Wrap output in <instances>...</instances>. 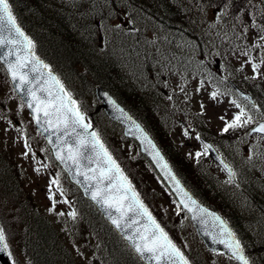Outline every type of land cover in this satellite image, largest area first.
Returning a JSON list of instances; mask_svg holds the SVG:
<instances>
[{"label": "trees", "instance_id": "1", "mask_svg": "<svg viewBox=\"0 0 264 264\" xmlns=\"http://www.w3.org/2000/svg\"><path fill=\"white\" fill-rule=\"evenodd\" d=\"M51 1V4L47 0H9V3L19 23L33 39L36 51L53 67L59 65L70 69V77L61 70L57 71L95 124L101 138L109 145L110 125H119L106 117L100 102L95 98L94 90L97 85L108 89L146 126L175 171L200 200L228 217L237 230L240 225L242 230L260 228L259 238L264 239L261 227L264 224V174L261 167L251 160L244 165L242 175L238 174L240 191L243 192L242 200L250 202L246 207V214L245 210L236 209V199L227 198L223 193L224 189H220L211 177L199 166L195 167L176 148L173 139L166 132V125L177 120L179 111L168 107L166 101L162 100L161 89L167 83L164 79L166 76H171V80L181 78L183 84L190 85L197 80L194 78L198 75V79H203L200 73L202 71L214 88L228 94L231 92L229 79L233 78L255 97L256 107L246 103V107L254 111L253 123L264 117V88L260 84L254 85L247 77L235 74L232 76L226 59L227 52L237 57L244 52L250 57H264V40L260 39L262 33L251 22L255 16L256 23L264 25L261 9L252 0H129L131 3L126 4L127 6H141L143 11L156 17L159 28L163 30L151 34L149 28L141 23H135L133 31L125 30L120 23L119 29L105 31L106 20L112 18L109 8L119 5L122 0ZM124 2L127 3L128 0ZM245 28L248 29L247 32L244 31ZM181 39L188 41L185 49L176 45ZM156 42L163 49L157 51ZM257 43L262 47L257 48ZM167 52H170L168 58ZM200 55H204L203 60ZM216 56L222 60L221 73L212 61V57ZM195 118L196 120L190 118L191 124L220 149L215 130L201 114L195 113ZM244 129L247 133L248 126ZM236 138L237 134L234 137L224 135L220 139L232 142L237 141ZM225 155L230 159L233 153ZM115 156L119 158L117 153ZM255 156L257 157L255 153H251L250 157ZM140 157L152 169L149 161L141 155ZM119 160L149 208H155L153 202L154 199L158 202V198L148 197L134 167L129 161L124 163ZM239 160L240 166L243 159ZM12 164L4 160L0 151V201L9 196H4L1 188L7 194H14V189L20 186L16 190V196L25 198L22 206L17 209L20 216L15 222L20 229L16 236L23 252L32 264H77L60 232L29 202V195L21 187L19 175ZM76 205L80 209L79 220L90 233L88 240L91 241V253L99 264H143L97 209L82 197L80 191L77 192ZM155 212L156 214L153 213L173 236L176 244L186 245L183 252L192 264H203L204 261L197 263V258L199 262L204 260L202 253H205V249L189 217L184 215L179 225L174 220L168 224L165 222L168 213L162 216ZM1 220L4 222L2 218ZM6 232L8 233L7 230ZM251 247L260 252L250 253L257 260L254 264H264V241L259 244L252 242Z\"/></svg>", "mask_w": 264, "mask_h": 264}, {"label": "snow or ice", "instance_id": "2", "mask_svg": "<svg viewBox=\"0 0 264 264\" xmlns=\"http://www.w3.org/2000/svg\"><path fill=\"white\" fill-rule=\"evenodd\" d=\"M261 3H264V0H261ZM226 7L227 4H225ZM261 15L264 16V10H261ZM251 22L253 27H259L262 33L260 39L264 40V25H258L255 16L252 17ZM244 31L247 32L248 29L245 28ZM5 32H7V36ZM8 45L11 47L6 53L5 63H7L12 81L19 91L30 97L27 107L32 110L35 122L40 125L43 118L44 131L47 132L51 129L53 135H56L58 143L53 145L55 158L64 164L77 183H83L85 193L90 196L92 201L105 209L112 225L124 234V238L142 259L149 261L150 264L151 262L162 264V261H169L170 264H191V261L171 240L147 206L140 200L139 194L135 192L131 182L124 175L123 170L113 159L111 153L108 152L99 135L96 132L88 133L87 130L91 125L85 123V116L80 111L79 105L72 98L71 93L64 88L59 78L52 73L49 65L35 56L32 51L35 45L17 23L9 0H0V48ZM21 46L26 53L25 55L16 51ZM256 47L260 48L262 45L257 43ZM242 55L247 56L248 53L244 52ZM12 56H15V61L7 59V57ZM261 63H264V57L261 58ZM251 66L254 72L260 68V64L253 63ZM32 73L36 75L32 76ZM201 85H203V81H201ZM217 96V91L211 93V99L215 100ZM232 103L235 104V101ZM253 106L255 107V105ZM236 107L240 108V105L236 104ZM120 111L123 110L120 109ZM220 119L225 120L223 116ZM250 123H253L252 117L241 109L231 120L225 121L222 132L227 133ZM135 128L140 133L143 142L152 149L153 159L157 165L164 171L165 176L173 182L181 197L180 204L193 213L194 219L198 218L197 213L200 214L201 219L205 216L213 217L220 228L218 234L220 238L217 239L213 236L214 242L221 243L228 248L232 257L240 261L241 264H250L244 255L241 242L236 238L235 233L229 229L227 223L197 204L180 184L147 133L139 125H135ZM78 129H82L83 132L77 131ZM252 131L264 133V123H260ZM185 135H187V131H185ZM196 138L200 139L199 136ZM49 142H52L51 137H49ZM210 147L211 145H204L205 153ZM24 148L31 151L27 140L24 142ZM89 150L94 153V156L85 155ZM203 154L197 152L196 158L199 159ZM24 155L27 156L28 152L26 151ZM85 160L88 161V164L95 163L96 167H88L84 163ZM224 167L230 177L235 175L227 164ZM35 171L39 172L40 169L36 168ZM78 177H83V181L79 180ZM51 186H55L61 196L64 195V190L58 178L50 181L48 198L55 205L56 193L52 191ZM64 202L67 203L66 200ZM70 215L73 219L76 217L75 212H71ZM129 229H132L130 233L128 232ZM0 253L6 254L10 259L12 257L8 234L3 224H0ZM11 264H17V261L12 259Z\"/></svg>", "mask_w": 264, "mask_h": 264}, {"label": "rangeland", "instance_id": "3", "mask_svg": "<svg viewBox=\"0 0 264 264\" xmlns=\"http://www.w3.org/2000/svg\"><path fill=\"white\" fill-rule=\"evenodd\" d=\"M48 3L51 4V0H47ZM109 1V0H107ZM116 2L120 0H114ZM255 3H261V0H253ZM131 3L129 0L127 2ZM261 10L264 9V6H259ZM110 15L112 18H108L105 22L104 28L107 30H114L115 28L119 29L118 26L121 19L131 18L134 15V22L136 24H140L142 22L141 11L138 8H128L122 9L119 5L115 7L109 8ZM145 16V21L150 25V29L155 28V17L153 16ZM126 21V20H125ZM108 25V26H106ZM122 25V24H121ZM192 38L195 41L194 35ZM205 41V39H204ZM195 43V42H193ZM185 46H182L181 49H185ZM189 50V49H187ZM198 54V53H197ZM200 58L203 60L204 55H200ZM262 57H250V56H242L236 57L231 53H226V59L228 60V71L232 72V75H241L247 77L252 80V83L257 85L258 83H262L264 85V63H261ZM217 58L212 57V61H216ZM260 64V68L257 71H253L252 64ZM58 70H61L62 73L70 77L69 70L65 66L56 65ZM199 68V62H197L196 69ZM201 77L207 79V75L205 72H200ZM197 74L198 71H197ZM199 75L194 78L198 79ZM179 83V84H178ZM167 88L170 90L169 96L171 97H179L176 99V103L180 104V98L187 102V107L181 106L179 108L178 114L180 120L178 119L172 120L171 124L167 123L166 129L167 133L173 139L174 144L177 149L183 152L193 163L195 167H200L205 174L209 177H213L215 175L218 178H222L223 173L219 169V167L211 160L208 153H205V148L202 146L200 141L196 138L198 135L194 132L189 126L184 125L180 121H189L190 118H195V113L198 111L203 112L206 118V122L210 123L214 127L218 129L217 135L219 137H224L222 132V128L225 126V121L231 120L236 114L240 112L242 109L237 108L236 104H233L232 97L228 95H218L215 100L211 99L212 88L208 81H204L203 85L201 82H197L192 86H187L185 89L183 85L177 79H173L172 82L169 83ZM23 103L17 98L15 93H12L8 83L6 84L2 77H0V151L3 154L4 160L7 163H13L14 169L15 164L21 174L22 179L20 178L19 182L21 187L24 189L26 193L32 192L35 195V200L37 204L41 207V209L46 212L53 221L62 222V218L71 219L70 213L72 212V207H70V198L67 194V190L65 188L66 182L64 181V177L62 172L51 162L40 156V153H47V148L45 147V142L42 137L39 135L37 129L35 128L32 118L29 115L27 109H25L24 105L21 107ZM203 105V107H201ZM223 116L225 120H221L220 117ZM185 118V119H184ZM188 125V124H187ZM185 131H187V135H185ZM109 137L111 138L110 143L112 142V147L126 161H129V164L134 167L136 170V175L139 180L144 184L146 195L148 197L156 196L158 198V202L154 199L155 207L162 213L163 215H168L175 219L180 215V208L171 198L169 193L166 191L164 187L160 185L158 179H156L155 175L151 171V169L146 166L147 164L144 162L139 155V148L131 143L127 139H122L120 135V131L117 127L111 126L109 129ZM222 134V135H221ZM236 134V133H235ZM112 135V137H111ZM239 135H243L242 132ZM238 136V135H237ZM220 139V138H219ZM27 140V143L30 146L31 151L24 148V142ZM237 140V138L235 139ZM241 143H237V141L227 142L225 140L220 139V144L225 145L226 148L222 149L226 151H230L228 148L237 150V151H247L248 149H254L256 151L264 150V141L260 139H254L252 141L241 140ZM28 152V155L25 156L24 153ZM204 153L196 158V153ZM34 154V155H33ZM232 159L234 161H238L239 154H233ZM249 163V161H246ZM144 164V165H143ZM240 167L243 169L244 166L240 164ZM39 168L40 171L36 172L35 169ZM58 178L60 184L64 190V195L61 196L59 191L52 187V191L56 193V203L53 205L52 201L48 198V188L50 186V181L52 179ZM14 189V194H7L6 190L1 188L4 196L9 195L5 200L0 202V214L5 213L8 216V235L13 237L15 242L14 253L12 254V259L17 261V264H29L27 262V256L22 250L21 244L16 236V233L20 232L16 222L17 217V209L19 206H22V202L25 199L22 196H16V190ZM235 193L239 196V199L235 202L236 209L240 208L245 210L244 212L248 214V209L246 208L249 205V200H242L243 194L238 191V189H234ZM152 194V196H151ZM1 195V194H0ZM14 197V198H13ZM67 201L65 203L64 201ZM246 208V209H245ZM252 208H250L251 210ZM244 213V214H245ZM253 231L249 232L253 238H259L258 233H260L257 227L253 228ZM255 249V248H254ZM77 250L81 251L82 248H77ZM86 254V253H83ZM223 256L219 255H206V258L210 261L209 264H216V261L220 260L223 264H226V261L222 258ZM261 261V260H260ZM218 263V262H217ZM257 264H261L257 263Z\"/></svg>", "mask_w": 264, "mask_h": 264}, {"label": "water", "instance_id": "4", "mask_svg": "<svg viewBox=\"0 0 264 264\" xmlns=\"http://www.w3.org/2000/svg\"><path fill=\"white\" fill-rule=\"evenodd\" d=\"M5 35L7 36V32H5ZM27 35V34H25ZM14 38V37H13ZM11 45H8L6 47H3V48H0V60L2 61V63L5 65L7 71H8V67H7V63H5V59H6V53L8 51V48H10ZM16 51H19L21 55H25L26 53L23 51V48L22 46L21 47H18L16 49ZM33 51V50H32ZM35 56H37L35 54ZM38 57V56H37ZM7 59L11 60V61H15V56H12V57H7ZM43 63L46 64V62L39 58ZM45 72L47 70H44ZM9 73V76H10V79L12 80L11 78V74L10 72L8 71ZM56 77H58L54 72H52ZM32 76H35L36 74L35 73H32L31 74ZM13 83V81H12ZM233 84V87L235 88V90L238 92L239 95H241L243 98L245 99H248L250 100L251 102H254L253 100V97L249 94V93H246L245 91H243L242 89H240L236 84L232 83ZM13 86L15 88V90L17 91V93L23 98V100L25 101L26 105H27V102L30 100V97H28L24 92H21L17 89L16 87V84L13 83ZM96 94L97 96L103 101V107L105 108L107 114L112 118V119H115L117 121H120L124 128H125V134L129 137H132V138H135L139 145H140V148H141V151L149 157V159L153 162V164L155 165L156 169L158 170V172L161 174V176L163 177V179L165 180V182L168 184V186L170 187V189L173 191V193L175 194L176 198L178 199V201L180 202V194L176 191V188L173 184L172 181H170L164 174V171L161 170V168L157 165V162L153 159V155H152V149L145 143L143 142L142 138H141V135L140 133L136 130L135 128V125H139L145 133H147L148 137L151 139L152 143L155 144L156 148L159 150L160 154L163 156L164 158V161L167 162V164L169 165V167L171 168L172 172L175 174L176 178L180 181V184L183 186V188L185 189V191H187L191 197L197 202L198 205H200L201 207L203 208H206L208 209V211L210 213H214L215 215L219 216L222 220H224L229 229L232 231L230 225L228 224V222L215 210L207 207L205 204H203L202 202H200L198 199H196L193 194L188 190V188L183 184V182L179 179V177L176 175V173L174 172V170L172 169V167L170 166L167 158L165 157V155L163 154L162 150L159 148L158 144L156 143V141L151 137V135L149 134V132L142 126V124L134 117L132 116L108 91H106L102 86H99L96 88ZM30 109V108H29ZM120 109H122L123 111L121 112ZM31 113H32V110L30 109ZM33 115V119H34V114L32 113ZM34 122H35V119H34ZM85 123H88L86 121V118H85ZM260 123H264V121L260 122ZM259 123V124H260ZM35 124L38 126V128L42 131V133L46 136L48 142H49V137H51V143L49 142V144L51 145L52 149H53V152H54V155H55V148L53 147L54 144L58 143L57 141V138H56V135H53V132L52 130L50 129L49 131L45 132L44 131V127L45 125L43 124V118H42V121H41V124L38 125L36 122ZM257 124L254 128L258 127ZM252 128V129H254ZM251 129V133H258V132H254L252 131ZM77 131H80V132H83L82 129H78ZM88 133H91V132H96L95 129L91 126L88 130ZM259 134H262L264 135V133H259ZM203 143L204 145H211V147L208 149L209 150V153L211 155V157L213 158V160L215 162H217L221 168L223 169V171L228 175V171L225 169L224 165L227 164L229 168L230 165L224 160V158L217 152V150L215 149V147L207 140H203ZM86 156H94V153L91 152L90 150L87 151L85 153ZM59 161V160H58ZM221 161H223V163H221ZM60 162V161H59ZM61 163V162H60ZM84 163L88 166V167H92V168H95L96 167V164L95 163H91V164H88V161L85 160ZM62 164V163H61ZM63 167L65 168L64 164H62ZM66 169V168H65ZM232 169V168H231ZM67 170V169H66ZM68 171V170H67ZM233 171V170H232ZM68 173L70 174L71 178H72V174L68 171ZM232 178H234V176H231ZM79 180L83 181V177H78ZM72 180L80 186V188L83 190L84 192V195L89 198L90 196L87 195L85 193V187L83 185V183H77L75 179L72 178ZM141 200V199H140ZM92 201V200H91ZM97 207L98 209L105 215V217L108 219V216H107V212L105 211L104 208H102L100 205L96 204V202L92 201ZM182 205V204H181ZM183 206V205H182ZM191 216L194 224L196 225L197 229H198V232L200 233V235L203 237V239L205 240L207 246L209 248H211L212 250H223L224 252L228 253L229 255L232 256V253L229 251L228 248H226L223 244L221 243H218V242H214V240L212 239L213 236L217 237V239H219V232H220V228H219V225L218 223L213 219V217L211 216H205L203 217L202 219L200 218V214L197 213V217L198 218H193V213L188 211V209H185ZM109 220V219H108ZM110 221V220H109ZM111 223V221H110ZM112 224V223H111ZM141 224H143V221H141ZM114 226V225H113ZM115 227V226H114ZM117 231L124 237V234H122L118 229ZM132 231V229H129L128 232L130 233ZM233 232V231H232ZM127 241V240H126ZM128 242V241H127ZM129 243V242H128ZM130 245V243H129ZM131 246V245H130ZM0 260L2 262V264H11V260L10 258L4 254V253H0ZM145 261V263L147 264H150L149 261L143 259ZM240 262V261H239ZM241 263V262H240ZM151 264H154V262H151ZM162 264H170L169 261H162Z\"/></svg>", "mask_w": 264, "mask_h": 264}]
</instances>
